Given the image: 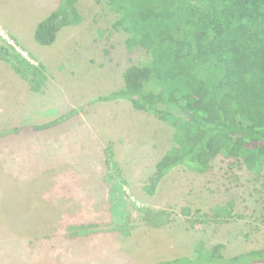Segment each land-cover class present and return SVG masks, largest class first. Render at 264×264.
Masks as SVG:
<instances>
[{
    "label": "rangeland",
    "instance_id": "obj_1",
    "mask_svg": "<svg viewBox=\"0 0 264 264\" xmlns=\"http://www.w3.org/2000/svg\"><path fill=\"white\" fill-rule=\"evenodd\" d=\"M58 2L0 0V43L6 39L45 64L49 77L45 90L34 93L0 59V130L17 128L0 136V264H153L191 256L199 239L208 247L222 244L228 256L264 248V175L255 177L237 150L216 157L205 173L176 167L154 194L143 189L173 145V128L126 100L90 101L123 87L126 68L152 62L155 50L145 43L127 51V34L113 29L116 14L106 0H78L82 21L41 46L35 27ZM263 2L228 0L227 8L247 13L249 3L254 13ZM236 60L233 78L253 71L247 89L263 97L245 45L237 47ZM153 70L166 77L189 67ZM71 109L76 115L52 128L19 129ZM109 146L115 162L107 161ZM230 199L240 216L222 222L195 224L181 213L183 207L210 212ZM142 206L168 209L174 220L148 226L139 218ZM125 222L128 231L118 228Z\"/></svg>",
    "mask_w": 264,
    "mask_h": 264
},
{
    "label": "trees",
    "instance_id": "obj_2",
    "mask_svg": "<svg viewBox=\"0 0 264 264\" xmlns=\"http://www.w3.org/2000/svg\"><path fill=\"white\" fill-rule=\"evenodd\" d=\"M227 1L106 0L116 14L113 29L127 34V51L133 53L149 43L155 54L152 62L133 63L126 68L123 87L90 102L126 100L135 110L152 114L173 128L172 147L157 161L143 186L149 194H154L158 184L176 167L205 173L216 157L230 158L235 150L237 157L249 162L255 177L264 175V2L254 13L255 5L247 3L249 12L241 13L236 9L228 11ZM77 2L59 0L52 12L37 23V44H54L62 28L82 21ZM2 40L0 59L26 81L30 91L43 92L49 79L46 65L31 61L15 45ZM239 44L249 50L251 64L260 73L263 97L247 89L255 77L253 71L233 78ZM176 64L189 67V72L173 71L159 77L153 70L158 65ZM206 85L209 88L203 92L201 88ZM77 112L71 109L51 121L19 129L46 130ZM16 131L17 128H6L0 130V136ZM106 155L108 162H115L112 147L106 148ZM233 210L234 200L230 199L210 212L183 207L181 213L195 224H205L236 216ZM138 212L140 220L154 228L174 220L173 213L164 208L142 206ZM120 225V230L128 231L127 222ZM223 248L222 244L208 247L199 239L191 256L153 264H264V248L230 256L223 253Z\"/></svg>",
    "mask_w": 264,
    "mask_h": 264
}]
</instances>
